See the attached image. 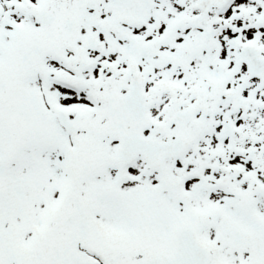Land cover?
<instances>
[{"label": "snow or ice", "instance_id": "snow-or-ice-1", "mask_svg": "<svg viewBox=\"0 0 264 264\" xmlns=\"http://www.w3.org/2000/svg\"><path fill=\"white\" fill-rule=\"evenodd\" d=\"M0 264H264V0H0Z\"/></svg>", "mask_w": 264, "mask_h": 264}]
</instances>
